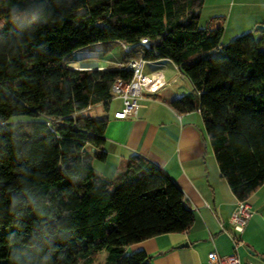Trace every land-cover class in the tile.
Here are the masks:
<instances>
[{
	"label": "trees",
	"instance_id": "trees-1",
	"mask_svg": "<svg viewBox=\"0 0 264 264\" xmlns=\"http://www.w3.org/2000/svg\"><path fill=\"white\" fill-rule=\"evenodd\" d=\"M203 3L0 0V264H150L126 246L193 222L181 188L141 154L112 177L93 168L85 145L102 146L108 118L86 111L131 75L67 63L94 43L116 41L122 62L169 58L197 93L169 105L200 111L237 199L264 182V32L224 42L222 27L200 24Z\"/></svg>",
	"mask_w": 264,
	"mask_h": 264
},
{
	"label": "crops",
	"instance_id": "crops-1",
	"mask_svg": "<svg viewBox=\"0 0 264 264\" xmlns=\"http://www.w3.org/2000/svg\"><path fill=\"white\" fill-rule=\"evenodd\" d=\"M199 22H211V28L222 27L223 37L246 31L257 37L264 32L255 28L264 26V0H204ZM93 45L101 46V50L74 57L75 50L69 65L105 67L122 59V51L110 53L111 45L105 48L94 43L79 49ZM143 71L161 72L165 84L154 93L144 94L134 115L114 116V111L122 106L120 98H112L106 107L100 103L89 107L88 114L105 113L108 121L102 146L87 144L85 149L91 154L95 171L105 177L116 175L131 153L150 160L181 188L185 203L193 212V222L187 230L155 235L126 249L145 250L150 264H204L212 249L221 255L233 253L232 237L239 236L240 258L264 264V182L247 198L252 214L242 231L234 232L229 217L238 199L220 173L202 114L197 109L178 112L169 105L171 99L194 92L190 80L169 58L147 59ZM101 151L103 157L99 158L96 153Z\"/></svg>",
	"mask_w": 264,
	"mask_h": 264
},
{
	"label": "built area",
	"instance_id": "built-area-1",
	"mask_svg": "<svg viewBox=\"0 0 264 264\" xmlns=\"http://www.w3.org/2000/svg\"><path fill=\"white\" fill-rule=\"evenodd\" d=\"M141 43H146L147 38L142 37ZM123 51H128L130 45L120 42ZM147 59L140 56L138 58H130L126 62L117 61L115 65L126 67L130 70L131 75L128 80L116 78L111 85L112 98H120L122 106L120 109L114 111L115 117H125L134 115L137 110L138 100L148 93L156 92L161 86L165 84L162 73L155 71L152 73H145L143 65ZM96 67L102 69L104 67L96 64H89L79 68ZM252 210L250 204L246 199H238L233 210L231 211L229 220L234 232H241L248 218L251 216ZM234 251L228 255L219 254L216 249H212L207 253L204 264H252L249 260H242L238 254L237 247L241 243L239 236H233Z\"/></svg>",
	"mask_w": 264,
	"mask_h": 264
},
{
	"label": "rangeland",
	"instance_id": "rangeland-1",
	"mask_svg": "<svg viewBox=\"0 0 264 264\" xmlns=\"http://www.w3.org/2000/svg\"><path fill=\"white\" fill-rule=\"evenodd\" d=\"M230 38H231L230 35H227V34H226L224 37H223V35H222V40H223L224 42H226V41L229 40ZM96 49L101 50V46H95V45H93V46H89V47H87V48H85V49H77V50L75 51V53H73V56H74V57L83 56L84 54H88V52H90V51H92V52H96ZM121 51H122V50H121V47H120V45H119L118 43L113 42V43L111 44V46H110V53H111V54H114V53H120ZM106 52H107V50H106ZM101 54H102V53H101ZM101 54H100V55H101ZM66 61H67V63H69V62H70V61H69V58H68ZM105 254H106V251H105V250L99 252V253L97 254V256H96L95 261H102V260L104 259V257H105Z\"/></svg>",
	"mask_w": 264,
	"mask_h": 264
},
{
	"label": "water",
	"instance_id": "water-1",
	"mask_svg": "<svg viewBox=\"0 0 264 264\" xmlns=\"http://www.w3.org/2000/svg\"><path fill=\"white\" fill-rule=\"evenodd\" d=\"M255 28H258L260 31L264 30V26L263 25H257ZM186 244V243H185Z\"/></svg>",
	"mask_w": 264,
	"mask_h": 264
}]
</instances>
